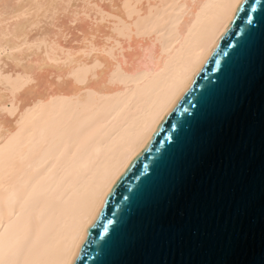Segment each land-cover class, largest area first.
Listing matches in <instances>:
<instances>
[{
  "label": "bare ground",
  "instance_id": "6f19581e",
  "mask_svg": "<svg viewBox=\"0 0 264 264\" xmlns=\"http://www.w3.org/2000/svg\"><path fill=\"white\" fill-rule=\"evenodd\" d=\"M240 0H0V264H70Z\"/></svg>",
  "mask_w": 264,
  "mask_h": 264
},
{
  "label": "water",
  "instance_id": "95a60500",
  "mask_svg": "<svg viewBox=\"0 0 264 264\" xmlns=\"http://www.w3.org/2000/svg\"><path fill=\"white\" fill-rule=\"evenodd\" d=\"M70 264H264V0H240Z\"/></svg>",
  "mask_w": 264,
  "mask_h": 264
}]
</instances>
